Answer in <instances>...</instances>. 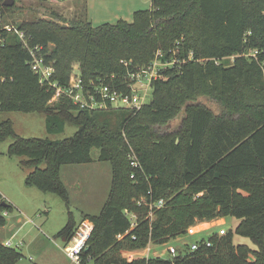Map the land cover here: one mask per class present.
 I'll use <instances>...</instances> for the list:
<instances>
[{
	"label": "trees",
	"instance_id": "16d2710c",
	"mask_svg": "<svg viewBox=\"0 0 264 264\" xmlns=\"http://www.w3.org/2000/svg\"><path fill=\"white\" fill-rule=\"evenodd\" d=\"M3 2L0 111L44 113L51 135L62 132L65 122L77 126L73 135L52 140L21 137L9 119L0 121V142L13 139L8 155L25 156L22 164L33 168L25 183L59 195L69 207L61 168L92 161L93 148L98 160L111 165V189L100 210L80 211V220L93 222L80 263L264 264V0H151L131 21L94 25L83 18H36L17 26L28 46L53 66L51 80L65 88L78 63L83 92L96 98L104 85L131 94V74L160 52L166 64L139 108H81L64 94L50 104L55 89L39 81L28 49L1 24L13 6ZM252 50L258 51L256 58ZM183 107L182 129L165 131ZM131 154L139 166L131 165ZM158 199L164 205L153 208L149 218V203ZM12 207L0 193V226ZM125 210L136 214V227ZM228 216L237 225L225 234L212 233L209 246L201 239L197 249L167 259L130 261L124 255L150 241L157 245L182 236L197 221ZM76 226L69 220L58 235L66 241ZM235 234L256 248L234 243ZM21 257L0 242V264Z\"/></svg>",
	"mask_w": 264,
	"mask_h": 264
},
{
	"label": "rangeland",
	"instance_id": "374dc122",
	"mask_svg": "<svg viewBox=\"0 0 264 264\" xmlns=\"http://www.w3.org/2000/svg\"><path fill=\"white\" fill-rule=\"evenodd\" d=\"M5 1V0H4ZM151 0H13L11 10L1 18L3 26H19L22 21L43 18L62 22L60 18L69 21L83 18L98 25L105 22L113 23L118 19L132 20V14L137 9L150 8ZM14 34V31H8ZM161 56V55H159ZM159 56L153 59L156 63L151 67L152 73L158 72L164 61ZM228 63L232 58L226 59ZM149 63H147L148 65ZM146 64L143 67L147 66ZM157 69V70H156ZM78 63L73 64V71L78 75ZM145 80H142V82ZM135 94L143 96V101H149L152 93L150 85L134 86ZM58 97H52L50 104ZM199 96L197 99L209 100ZM259 99V97H257ZM214 111L219 106L212 101L206 103ZM116 105H119L116 103ZM184 107L164 128L165 131L182 129ZM9 119L14 131L21 137H47L59 140L69 137L77 130V126L65 122L64 130L56 134L46 132V115L40 112L0 111V121ZM13 142L11 137L0 142V193L12 204V209L5 213V224L0 226V242H10L9 246L21 252L22 257L15 264H76L68 258L63 250L65 242L58 232L69 220L75 225L81 219V212L96 214L108 192L111 189V165L108 161L98 160V149L91 150L92 161L82 164L65 165L61 168L60 176L67 188L70 206L52 192L41 191L35 186L25 183L26 176L33 170L22 164L25 156L8 155L7 150ZM42 165H40L41 167ZM200 195V194H199ZM89 220V218H85ZM238 220L234 217L214 218L197 221L195 234H185L179 238L170 239L163 244H155L151 251L167 259L171 255L166 251L169 245L177 247L178 251H189L192 242L207 238L217 232L220 227L226 230L234 229ZM234 243L246 244L255 249L254 243L248 238L234 235ZM127 260H134L131 251H124Z\"/></svg>",
	"mask_w": 264,
	"mask_h": 264
},
{
	"label": "built area",
	"instance_id": "2783aa9c",
	"mask_svg": "<svg viewBox=\"0 0 264 264\" xmlns=\"http://www.w3.org/2000/svg\"><path fill=\"white\" fill-rule=\"evenodd\" d=\"M5 29L8 31H14V33L17 35V37L22 41L23 45L28 49L30 53V65L31 69L34 73H36L39 77V81L41 83L46 82L48 86L55 89V93L53 97H58L60 94L66 95L71 101H73L76 105H78L81 108L89 107V108H105L106 106H114V107H135L139 108L143 103V96H137L135 94L136 88L134 86H143V83L146 82L151 87V82L156 79L157 77H161L158 72L152 73L151 67L156 63L155 61L150 62L147 66L143 67L141 66L136 73L131 74V79L133 80L131 84V94H122L118 91L109 88L108 86H101L97 92H98V98L95 97L94 94H88L86 95L83 92V86L81 83V80L79 76L75 73H72L68 85L65 88H62L55 80H51L52 73L54 72V68L51 64H48L44 61L43 57L38 54V48L37 47H29L27 44V40L25 37V33L19 29L18 27H13L10 25H6ZM258 51L252 50L249 52V54L256 58ZM157 55H161L160 52L157 53ZM157 58V57H156ZM166 63H163L165 65ZM157 70V69H156ZM264 72V69H263ZM142 80H145L142 82ZM119 104V105H116ZM131 165L133 167L139 166L138 160L134 154L130 155ZM131 178L135 177V173H131ZM142 200V199H141ZM138 201V203H141L142 201ZM164 205L163 199H158L155 201H151L149 203L150 211L148 213L149 218L153 217V208H161ZM6 212H4L5 214ZM125 214L130 220V225L132 227L137 226V216L133 212H129L125 210ZM195 224H192L187 227L185 234H195L199 230H195ZM93 229V222L87 219L80 220L77 224L74 233L72 236L65 242L64 245V252L68 258H70L72 261H74L76 264L80 263V253L83 249L86 248V241ZM227 232L226 229L223 227H220L217 231L218 234H225ZM180 236H177L175 238H179ZM132 238L135 239V235H132ZM174 238V239H175ZM201 240V239H200ZM200 240L192 242L190 245L186 244L185 247H189V251L197 249L201 242ZM202 244H205L207 246L211 245V241L207 238H202ZM4 245H9L10 242H4ZM155 245L151 241L142 249L131 251L133 257H144L148 259L149 257H160L155 251L152 250V246ZM166 251L171 255L170 258L177 256L179 254H185L178 251L177 247L174 245H169L166 248ZM188 252V251H187Z\"/></svg>",
	"mask_w": 264,
	"mask_h": 264
},
{
	"label": "water",
	"instance_id": "95a60500",
	"mask_svg": "<svg viewBox=\"0 0 264 264\" xmlns=\"http://www.w3.org/2000/svg\"><path fill=\"white\" fill-rule=\"evenodd\" d=\"M3 4H4L5 6H12V5H13V0H5V1L3 2Z\"/></svg>",
	"mask_w": 264,
	"mask_h": 264
},
{
	"label": "crops",
	"instance_id": "0c3cea01",
	"mask_svg": "<svg viewBox=\"0 0 264 264\" xmlns=\"http://www.w3.org/2000/svg\"><path fill=\"white\" fill-rule=\"evenodd\" d=\"M2 195V194H1ZM3 197V196H2ZM4 198V197H3ZM5 199V198H4ZM224 219V218H223ZM69 240V239H68ZM66 242H67V240H66Z\"/></svg>",
	"mask_w": 264,
	"mask_h": 264
}]
</instances>
